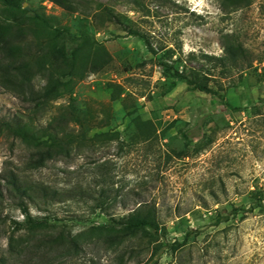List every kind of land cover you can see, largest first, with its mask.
Instances as JSON below:
<instances>
[{"label":"rangeland","instance_id":"obj_1","mask_svg":"<svg viewBox=\"0 0 264 264\" xmlns=\"http://www.w3.org/2000/svg\"><path fill=\"white\" fill-rule=\"evenodd\" d=\"M237 2L68 0L67 11L48 0L22 1L25 17L37 13L72 36H89L102 69L36 112L28 97L45 74L29 84L8 80L0 56V122H29L37 131L71 104L93 127L87 139L108 140L31 170L33 148L0 133L5 264H143L151 247L142 238L112 247L96 236L76 238L141 202L155 209L166 246L157 264H264V0ZM12 17L0 6L1 22ZM176 69L197 75L210 92L189 89L173 77ZM138 121L148 123L140 129ZM10 172L45 189V198L36 192L22 206L53 236L76 238L78 250L9 252L13 222L24 220L4 187Z\"/></svg>","mask_w":264,"mask_h":264},{"label":"trees","instance_id":"obj_2","mask_svg":"<svg viewBox=\"0 0 264 264\" xmlns=\"http://www.w3.org/2000/svg\"><path fill=\"white\" fill-rule=\"evenodd\" d=\"M22 1L0 0L3 12L13 14L12 21H0V56L6 61L4 69L8 77L4 76V78L8 80H11L9 77L16 76L23 83L29 84L37 74H45V84L41 90L31 91L28 97V101L33 103L34 110L41 112L46 109L48 103L70 94L76 83L88 74L98 73L102 65L91 56L90 51L95 42L89 36L84 34L72 36L65 29L53 27L48 19L37 13L25 17L21 9ZM48 1L67 11L72 9L68 0ZM228 1L231 6L238 4V0ZM41 36L44 38L40 39ZM149 49L151 50L150 47ZM228 52L234 55L231 49ZM228 59L232 60V58ZM164 66L170 68L167 65ZM172 75L184 81L191 90L210 92L207 84L197 75H187L186 72H179L177 69L173 70ZM83 121L84 119L78 116L70 104L62 113L53 117L47 126L37 131L29 122H0V133H6L31 146L33 153L28 160V169L37 170L43 168L48 161L68 158L71 153L79 152L85 144L89 143L93 146L95 142L108 140V138L102 141L87 139L86 135L93 127L89 126L90 124L85 127ZM147 123L138 121L136 125L142 129ZM185 138L184 148L187 149L189 141L186 136ZM176 155L180 157L183 153L179 152ZM98 169H101V166ZM4 184L6 192L19 200V207L24 218L22 223L13 222L15 231L9 237L8 245L12 255L31 250V248H45L52 251L54 247L61 248L64 254H69L80 247L76 241L78 238L86 237L92 241L94 236L108 247L120 245L125 239L146 240L151 247V256L143 264H157V259L165 251L166 246L159 242V222L155 209L148 204L141 202L122 220H112L107 225L91 227L77 235V239L64 233L53 236L50 226L42 220L32 219L26 207L22 206L23 200L32 201L36 192L45 198V189L27 181H21L18 175L12 172L4 177ZM0 198H2L1 191ZM17 231H24V238L15 240L13 234ZM33 242L36 243L33 244ZM0 264H5L4 259H0Z\"/></svg>","mask_w":264,"mask_h":264}]
</instances>
